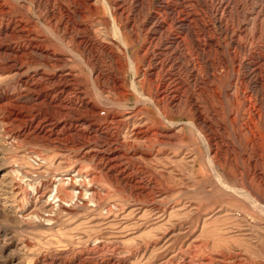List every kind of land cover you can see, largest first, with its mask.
Instances as JSON below:
<instances>
[{
	"label": "rangeland",
	"instance_id": "rangeland-1",
	"mask_svg": "<svg viewBox=\"0 0 264 264\" xmlns=\"http://www.w3.org/2000/svg\"><path fill=\"white\" fill-rule=\"evenodd\" d=\"M31 1L4 0L0 27L48 35L53 30L48 15ZM135 1L142 15L136 25L141 41H129L140 73L142 48L151 55L149 43L174 29L171 17L157 11L161 0L146 1L144 19L145 0ZM175 2L186 12L198 11V31L207 17L212 21L210 10L218 9L221 16L230 5L224 17L253 63L239 71L233 56L243 57L247 50L231 45L230 33L209 25L214 43L208 42L205 52L210 61L198 63L194 81L186 33L185 58L176 68L157 72L172 97L181 99L180 111L163 115L153 105L138 104L130 73L125 99L111 82L97 87L77 61L71 63L77 80L67 79L63 103L56 100L54 71L40 62L24 60L22 69L39 73L35 80L49 89V97L37 101L22 103L16 96L19 78L0 74V264H264V0ZM155 12L169 30L151 37L146 30ZM83 15L92 31L104 30L98 19ZM166 46L164 60L173 54V47ZM104 64L115 72L112 62ZM255 69L258 78L238 79ZM142 90L151 97V82L143 83ZM52 97L57 103H51ZM86 103H95L100 116L92 117ZM191 104L208 120L202 126L215 138V168L201 134L189 125L185 107ZM58 189L60 198H55Z\"/></svg>",
	"mask_w": 264,
	"mask_h": 264
},
{
	"label": "bare ground",
	"instance_id": "bare-ground-1",
	"mask_svg": "<svg viewBox=\"0 0 264 264\" xmlns=\"http://www.w3.org/2000/svg\"><path fill=\"white\" fill-rule=\"evenodd\" d=\"M146 1L148 0H145V2L141 3L142 12L145 13V15L143 14V19L149 11L150 4L148 2L146 3ZM175 1H182L183 4H185L187 0L159 1L160 8L157 9V11L161 12L165 16L168 15L171 17L170 21L172 26L170 27L171 29H174V32H171V34L167 35L166 37L164 36V39L158 37L159 39H156L157 42L152 40V42L149 43L151 46V55H149L150 49L142 48V50L138 54V56H140L141 58L142 63L141 71L140 73H138L136 55H133L131 53V42L129 41V37L136 42L141 41L136 25L137 22H139V16L141 17L142 15L138 14V9H136L134 6L138 1L134 2V0H129V2H127V0H33L30 2L32 3V6L35 9H40L42 12L48 15V17L45 15L48 18L47 26L52 25L53 30L47 27L49 31H52L48 32V35H39L38 33L33 31L17 32V30L10 27V25H6L3 28L0 27V30L3 29L0 31V61H2L0 63V74H6L11 78H19L20 87L17 91L18 93L16 94V96L22 101V103L37 101L43 98V96L49 97V89L40 88L38 82L35 80V76H38L39 73H23L22 69L24 66V60H26L31 65L40 62L43 66L49 67L54 71L52 77L54 80H58L59 82L57 84V89L54 90L58 93L57 98L59 99L56 100L60 103H63L62 96L68 88L67 79L76 78L77 80V75L75 74L76 71L74 72L73 67L71 66V63H75L77 61L83 68H86L89 71L90 78L93 80L92 83H95L97 87H105L106 83L111 82L114 86L118 87V89L124 91L123 99H125L128 96L125 83L126 73H130L133 75L130 89L133 94H136L140 98L139 101H137L138 104H143L145 106L153 105L155 108L159 109L160 113L163 115H166L167 112L170 111H180L181 99L175 100L172 97V95L170 94L171 89L167 84V81L161 78L159 79L157 72L160 69L165 70V67L168 66H171V68H176L179 65L178 60H182L185 58H183V49L185 44V39L183 36L188 33L187 36H190V40L192 43V54L190 52L191 65L189 69L191 77L194 79V81L198 79L197 77L199 75L197 71L198 63L201 64L203 58H205L207 62L210 61L205 52L208 48L207 43H214V37L209 35V33L207 32L208 27L206 26H217L219 30L224 32V34L229 35L230 33V44L236 46L237 49H246V45L240 41H236L238 39H234L235 29L224 17V13L226 12V10H228V7L230 5H227L222 9L221 16H219L218 14V9L215 10V12H212V10L208 9L212 13V21H210L209 17H207V21L204 22V28L202 30L200 28V32L197 28V25L199 23L198 11L192 9L191 11L186 12L185 9H182V7L184 6H178ZM192 1L195 2L196 0ZM170 2L175 6L170 5ZM5 6L4 0H0V9L5 8ZM229 12H232V9ZM84 13H88L96 21L98 19V22L101 26H103L104 30H101V33L100 29L99 31L94 32L88 26H86L85 18L83 15ZM104 13H106V16H104ZM76 15H78L77 19ZM142 21L143 20H141V22ZM147 27L148 29L146 31L147 33H150L152 37L157 31L161 32L165 30V28L167 27V23L164 17L160 15V13L155 12L150 16ZM166 29L169 30L168 28ZM168 44L173 47V54L169 59L164 60V53L166 51L163 50V47ZM214 46L217 49L220 48L219 44H215ZM155 53H158L157 56L154 55ZM176 54L179 56L178 58ZM249 56V52L248 54L244 53L243 57L240 56L239 58H235L233 56V63L236 64L239 71L245 66L253 64L250 63ZM105 60H108L114 64L116 68L115 72L112 71L111 68L110 70H108L109 68L107 70L105 69ZM158 60L160 61V64L157 63L159 62ZM216 62L218 61H215V63ZM222 62H224V60ZM227 63H222L224 69H227L229 67ZM257 73V69H255L253 72H251V74L242 73V75L239 74L240 76H238L239 78H237L239 80H247L249 76L255 78L256 75L258 78ZM138 74L142 76V79L140 81H137ZM40 75L44 76L47 75V73H43ZM22 77H25V79H23ZM146 82H151L152 84L153 94H151V97L147 90H142V84ZM45 91L48 92L45 93ZM12 98L13 97L11 96L10 98L8 97V99ZM56 100H53L52 97L51 103H57ZM82 102L84 101L81 99V103ZM196 104L187 105L185 107L187 112L191 114L192 121L189 123V125L191 128L196 129L201 134V139H203V143L209 156V162H211V165L214 166L215 164H217V151L214 143L215 138L209 132L208 127L206 128L205 125L204 127L202 126V122L205 124L208 120H205L203 118L202 113L198 110ZM86 107L89 109L92 117L97 118L98 116H100V114L98 113V106L95 103H86ZM13 113L15 115H19L20 112L18 110H15L13 111ZM194 113H196V115L198 116L194 117ZM212 152L215 153L214 156L212 155ZM96 155L102 157L105 156V154L100 152ZM219 175L221 176V174ZM225 177L230 178L228 174H225ZM75 185L77 184L73 185L72 190L76 189ZM60 192L61 191H59L58 189L57 194H55L54 197L60 198Z\"/></svg>",
	"mask_w": 264,
	"mask_h": 264
}]
</instances>
